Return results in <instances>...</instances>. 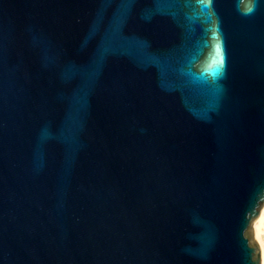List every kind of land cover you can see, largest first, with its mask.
I'll return each mask as SVG.
<instances>
[{
	"label": "water",
	"instance_id": "95a60500",
	"mask_svg": "<svg viewBox=\"0 0 264 264\" xmlns=\"http://www.w3.org/2000/svg\"><path fill=\"white\" fill-rule=\"evenodd\" d=\"M263 207L264 0H0V264H261Z\"/></svg>",
	"mask_w": 264,
	"mask_h": 264
},
{
	"label": "bare ground",
	"instance_id": "6f19581e",
	"mask_svg": "<svg viewBox=\"0 0 264 264\" xmlns=\"http://www.w3.org/2000/svg\"><path fill=\"white\" fill-rule=\"evenodd\" d=\"M252 230L255 240L261 248V254H262L261 264H264V207L261 210V214L259 218L254 222Z\"/></svg>",
	"mask_w": 264,
	"mask_h": 264
},
{
	"label": "snow or ice",
	"instance_id": "6c2138e0",
	"mask_svg": "<svg viewBox=\"0 0 264 264\" xmlns=\"http://www.w3.org/2000/svg\"><path fill=\"white\" fill-rule=\"evenodd\" d=\"M223 62V58H222V56H221V63Z\"/></svg>",
	"mask_w": 264,
	"mask_h": 264
}]
</instances>
